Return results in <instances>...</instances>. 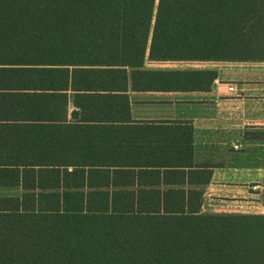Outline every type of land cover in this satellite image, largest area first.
<instances>
[{
    "label": "trees",
    "instance_id": "16d2710c",
    "mask_svg": "<svg viewBox=\"0 0 264 264\" xmlns=\"http://www.w3.org/2000/svg\"><path fill=\"white\" fill-rule=\"evenodd\" d=\"M147 61L264 65V0H0V264H264L263 214L188 213L192 124L132 121L217 71Z\"/></svg>",
    "mask_w": 264,
    "mask_h": 264
},
{
    "label": "crops",
    "instance_id": "0c3cea01",
    "mask_svg": "<svg viewBox=\"0 0 264 264\" xmlns=\"http://www.w3.org/2000/svg\"><path fill=\"white\" fill-rule=\"evenodd\" d=\"M169 64L189 67L171 68ZM146 67L163 70L206 68L218 73L207 93L128 92L135 124L188 121L194 128L196 162L219 160L209 164L211 167L208 168L187 169L188 213L264 215V164L253 167L249 161L255 157V152L256 158L263 157L264 151L261 135L264 132V65L159 64L147 61ZM230 87L233 91L229 90ZM72 110L71 102L70 112ZM115 151L109 153L115 154ZM229 158L242 161L234 164L220 162ZM2 191L5 190L0 188Z\"/></svg>",
    "mask_w": 264,
    "mask_h": 264
},
{
    "label": "rangeland",
    "instance_id": "374dc122",
    "mask_svg": "<svg viewBox=\"0 0 264 264\" xmlns=\"http://www.w3.org/2000/svg\"><path fill=\"white\" fill-rule=\"evenodd\" d=\"M184 66H187V67H189V65H173V64H169L168 65V67H171V68H175V67H177V68H181V67H184ZM263 153H264V151H263ZM262 153V155H263V157H260L259 159L258 158H256V156H257V152H255L254 153V156L255 157H251L250 159H249V161H250V163H251V165L253 166V167H257V165H262V164H264V154ZM234 158V157H233ZM238 158H239V156H238ZM225 162V161H227L228 162V164H232V162H233V164L234 163H240V161H242V160H240V159H233L232 160V158H229L228 160H224V159H222V160H220V162ZM256 161H259V162H256ZM213 162H219V160H209V159H203L201 162H199V164H212ZM260 163V164H259ZM7 191L5 190V191H2V192H0V194H5ZM9 193H12V192H10L9 191Z\"/></svg>",
    "mask_w": 264,
    "mask_h": 264
},
{
    "label": "built area",
    "instance_id": "2783aa9c",
    "mask_svg": "<svg viewBox=\"0 0 264 264\" xmlns=\"http://www.w3.org/2000/svg\"><path fill=\"white\" fill-rule=\"evenodd\" d=\"M229 90H230V91H233V87H230ZM235 148H237V147H235Z\"/></svg>",
    "mask_w": 264,
    "mask_h": 264
}]
</instances>
